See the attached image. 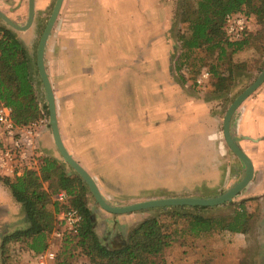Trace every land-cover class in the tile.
I'll return each mask as SVG.
<instances>
[{"label":"rangeland","instance_id":"374dc122","mask_svg":"<svg viewBox=\"0 0 264 264\" xmlns=\"http://www.w3.org/2000/svg\"><path fill=\"white\" fill-rule=\"evenodd\" d=\"M79 1L81 0H63L60 13L49 35L51 41L46 43L44 50V67L55 98L57 125L63 137H66L67 130L73 124L71 112L67 107L72 97V88L76 84L87 86L86 92L89 97H86L84 103L86 115L94 119L90 120L89 124L98 123L97 118L102 122L110 119L112 123L110 125L118 134L125 136L127 142L121 149L124 153L120 155L123 157L131 155L132 161L128 162L127 166H121L119 169L103 166L104 170H102L98 165H89L81 160V155L86 160L91 156L89 153H74L72 157L78 164L80 163V166L82 165L96 184H105L102 189L111 194L109 202L123 207L167 198L215 197L239 182L243 165L224 144L221 133L222 119L233 99L264 69V35H259V38L257 36L255 40L249 42L246 49L231 57V61L239 67L234 70L223 91L213 92L212 87L206 85L207 82L200 86L194 84L201 72L214 64V56L210 52L200 50L191 53L185 61L189 66L188 71L181 73L177 70L181 52L179 38L188 35L187 24L183 22L181 16L184 0H83L87 2L86 10L88 9L87 12H89L84 17L96 18V22L99 23V26L92 30L96 48L93 49L90 42V55L79 58L77 61L84 65L82 68L86 71L68 73L58 65L57 55L63 51L59 39L62 35L59 34L65 27L63 22H67L70 13L75 12ZM54 3L55 0H35V13L31 27L25 32L10 29L22 42L30 57L35 98L41 111L46 103L35 65V53ZM191 4L193 6V2ZM162 8H165V14ZM0 11L14 23L24 25L27 18V0H0ZM0 26L8 28L1 20ZM250 31L253 34L259 31L253 18L250 19ZM56 40L58 45L52 47ZM86 63H89V66H85ZM77 66L78 63L75 67ZM95 66L102 67L98 74L90 71ZM225 68L226 65L221 67L222 70ZM167 80L180 86L186 97L202 98L210 102V114L217 120L216 133L224 148L222 155H215V160L205 137L199 138L197 129L188 120L182 124L171 123L172 127L173 124L179 125L177 130L179 135L175 142L170 141V146L167 145V140L158 136V132H151V123L148 120L150 116H156L160 123L163 115L172 119L175 108L180 107V101L175 102V107L170 104L169 95L172 93L167 86ZM80 85L79 88L82 89ZM263 91L264 83L249 98L262 96ZM108 92L117 94L113 97L108 95ZM109 96H111L110 99H107ZM260 107L264 112V105ZM183 109L188 111V107L184 106ZM189 116L186 113L184 118ZM159 123L158 129L161 127ZM182 126L185 128L180 130ZM167 129L169 128H163L160 135L170 131ZM257 132L264 133V125H261ZM39 134L41 153L46 158L55 159L61 164L68 177H79L67 164L63 163L52 144L49 127L46 126L39 131ZM44 138L51 140L50 151L42 144ZM259 148L264 153V144ZM172 159L175 160L173 163ZM262 159L264 160V154ZM215 162L219 172L215 175L214 182L197 184L198 186L190 189L193 183L209 176L208 172L211 171ZM256 174L253 179L255 184L264 179V169H260V172ZM219 182V185L223 187L219 186L220 190H216ZM173 183L179 186L184 185L182 190L185 195L172 189H160V187H169L168 185ZM47 186L48 182L43 183L44 189ZM179 186L174 184L171 187ZM245 190L236 195L231 202L212 207L215 209L203 211V213L206 216H229L235 209L244 206L251 216L246 239L243 240L240 234L227 233H223L222 237L214 236L212 243L204 244L200 239L182 238L164 252L163 256L171 260L170 264H180L185 254L190 251H192V258L199 262L203 256L200 250H203L205 246L211 248V252L215 254L212 257L214 264H264V191L258 189V195L246 197ZM3 202L10 206V210L7 211L6 207L2 206ZM85 202L86 207L92 212L93 230L102 243L108 246L120 244L135 227L123 223L113 224L102 217L104 213H100L103 211L95 205L88 189ZM13 204L20 209H14ZM20 210V205L14 202L7 189L0 187V243L4 236L26 227ZM167 210L168 208L165 210L156 208L134 213L140 216L138 222L157 218L169 226L175 225L174 222H178L177 220L169 216L164 218V214L161 215ZM54 233H59L60 236L56 237ZM63 233L61 228L56 227V230L48 236V249L53 252L54 259L45 264H87L78 253L79 251L74 248L76 241L72 240L71 236L66 240L67 236L66 234L62 236ZM244 243L245 245L242 246ZM229 246L232 250L226 248H230ZM8 249L10 257L6 258L5 264H36L28 257L23 245L10 244ZM177 250L180 251L179 254ZM168 251H170L169 255H167ZM176 255L182 259L175 257ZM199 255H201L200 259ZM1 260L0 256L2 263Z\"/></svg>","mask_w":264,"mask_h":264},{"label":"trees","instance_id":"16d2710c","mask_svg":"<svg viewBox=\"0 0 264 264\" xmlns=\"http://www.w3.org/2000/svg\"><path fill=\"white\" fill-rule=\"evenodd\" d=\"M183 5L181 16L187 24L188 35L179 38L181 52L177 70L188 71L185 61L191 53L210 52L214 64L206 68V85L212 87L213 92L223 91L239 67L231 57L246 49L257 36L264 35V0H184ZM227 15L253 18L259 31L255 34L245 31L240 40L228 41L224 32ZM223 65H226L225 70L221 69ZM194 84L196 86L195 81ZM0 104L11 109L12 120L18 126L40 117L47 119V107L41 111L35 98L27 50L15 33L4 26H0ZM36 163L35 170H25L20 177L0 178V184L20 205L26 224L23 230L2 238V264L10 257V244L23 245L33 256L48 250V236L56 227L61 228L57 225L56 215L66 207L53 200L58 193L68 197V206L80 216L75 231L64 232L62 236L66 234V240L71 236L76 241L74 248L87 264H166L164 252L182 238L198 239L223 233L245 235L249 230L251 216L244 206L229 216L204 215L203 211L215 208L170 207L161 215L177 220L175 225L169 226L157 218L146 219L131 229L120 244L108 246L93 230L92 212L85 202L87 187L82 180L77 176L68 177L55 159L42 155L37 157ZM45 182H48L46 189L43 188Z\"/></svg>","mask_w":264,"mask_h":264},{"label":"crops","instance_id":"0c3cea01","mask_svg":"<svg viewBox=\"0 0 264 264\" xmlns=\"http://www.w3.org/2000/svg\"><path fill=\"white\" fill-rule=\"evenodd\" d=\"M84 2V3H83ZM79 4L77 5L75 12H71L69 15V18L67 19V22H63L65 24V27L62 28L61 33L59 35H62L59 39L61 41V45L63 48L62 52H59L57 55L58 58V65L64 69L66 72H82L86 71L82 66H84L81 62H77L79 58L82 59L85 57H88L90 55L91 49L89 48V43L92 42V48L95 49L96 46L94 45V36L92 35L93 28L99 26L96 22V18H85V14H89L88 9L86 10V1H79ZM163 12L165 14V8H162ZM60 13V12H59ZM163 14V15H164ZM90 20V23H89ZM49 38V37H48ZM51 41V38L47 40V42ZM58 40H56L52 47L57 46ZM99 46V45H98ZM78 63V66L75 67ZM85 66H89V63H86ZM102 67L94 69H90L92 73L98 74L101 72ZM94 79V78H93ZM88 86L89 83H86ZM80 85V84H79ZM79 85L76 84L72 89V97H70L69 103H68V111L71 112L73 124L71 128L67 130L66 137H63L59 128V135L61 138V141L67 150V152L73 157L74 153L77 154H91L89 158L85 160V157H82L81 160L85 161L89 165H98L102 170H104L103 166L113 168V169H119L121 166H127L128 162L132 161L131 155H128L127 157H123L120 154L124 153L121 151V149L126 144L125 136H121L118 134L116 129L113 128L111 123V120L108 119L105 122H102L101 120H98V123L96 124H89L90 120H94L92 118H89L86 115V106H85V99L86 97H89L87 94V86L85 84L80 85L82 86L80 89ZM167 86L170 88L171 95H169V101L172 106H174L175 102L180 101V107L175 108L173 115L174 117L172 119L169 118V116L163 115V118L161 122H158V118L156 116H150V119L148 118L149 122L151 123V132H158V136L163 138L164 140H167V145L170 146V141L175 142V140L178 139V127L179 125L175 124H182L183 122H186L187 120L193 124L194 128L197 129V135L199 138L203 139V136L205 137L206 142L208 143V146L210 150L213 152V157L215 160V155H222L223 154V143L219 141V136L217 135V120L211 116L210 114V102L208 100H204L202 98H196V97H186L184 90L178 86L176 83L167 80ZM86 94V95H85ZM117 93H111L108 92V95H113L115 97ZM77 95V98L75 96ZM111 96H109L107 99H110ZM247 100H249L247 102ZM242 106L239 108V110H236L234 113V116L231 121V129L234 132V135L239 138V147L240 149L247 155V157L250 159L253 167V178L251 182L248 184V186L245 188L246 190V197H255L257 194V190L261 189L264 191V179L259 181L257 184L254 183L253 179L256 177V173L260 172V169H264V160L262 159V155L264 154L261 149L259 148L260 145L264 144V133L257 132V129L262 125H264V112L262 111L260 106L264 105V91L262 96H257L254 99L248 98ZM179 106V105H178ZM185 107H188V111L186 109H183ZM175 107V106H174ZM188 113L190 116L184 118V115ZM235 121L233 122V120ZM96 120V119H95ZM175 123L172 124L171 123ZM158 123L160 124V128L158 129ZM188 123V122H187ZM191 126V125H189ZM163 128H169L167 130L166 134H162ZM185 128L184 126L180 127V130H183ZM204 128H206V131H204ZM158 129V130H157ZM158 138V137H157ZM162 140V139H161ZM163 140V141H164ZM42 144L44 147H46L48 150L50 149L49 146L51 144V140H47L44 138V141H42ZM167 146V147H168ZM173 148V146L171 147ZM168 149V148H167ZM166 149V150H167ZM50 151V150H49ZM71 151L73 152L71 154ZM170 152V151H169ZM218 156V157H219ZM123 158V159H122ZM170 158V157H168ZM91 161H95L92 163ZM175 160L172 159L171 162L173 163ZM258 161H260L258 163ZM84 162V163H85ZM108 165H105V164ZM80 164V163H79ZM86 165V164H85ZM82 167V165H81ZM218 166L215 164L213 165V168L210 172H208L209 176L206 177L204 180H200L199 182L193 183L192 188H195L198 186L197 184L207 183L211 184L214 182L215 175L218 174ZM95 175V173H93ZM92 174V176H94ZM189 174V173H188ZM189 176V175H185ZM222 182V181H220ZM216 186V190H220L219 185ZM178 185L176 183H173L171 185H168L169 187H160V189L163 190H174L178 191L177 193H183L184 191L182 188H184V185L173 188L172 185ZM104 183H97L96 186L100 192V194L103 196V198L109 202L111 198V194L105 192L102 189V186H104ZM0 187H3L0 184ZM8 191V190H7ZM261 192V191H260ZM9 193V191H8ZM175 194V196L177 195ZM10 195V193H9ZM11 197V195H10ZM12 198V197H11ZM4 203V202H3ZM10 204V202H9ZM109 204H111L109 202ZM14 205V204H13ZM112 205V204H111ZM6 207V210H10V206L5 205V203L2 205ZM14 209H20L18 206L16 207L14 205ZM21 211V216H24ZM102 214V217H105L108 221L112 222L113 224H124L129 226H136L138 223L137 220L140 219V216L138 213H131V214H125V215H111L105 212ZM138 222V223H137ZM248 232L245 235H240L242 239H246ZM214 236L218 235H209V236H203L198 239H200L201 242L204 243H212V240L214 239ZM223 236L222 234L220 235ZM239 236V235H236ZM244 242V241H243ZM176 244V243H174ZM180 244V243H178ZM205 245H211V244H205ZM240 245V244H239ZM242 244V246H244ZM179 247V246H178ZM230 247V246H229ZM227 249L232 250V248ZM49 250V249H48ZM179 254L180 251L177 250ZM185 251V249H184ZM239 251V248H238ZM168 251V254L169 255ZM28 257L35 263L33 259V255L30 252L26 253ZM200 254L203 255L201 260L199 262H196L197 260H194L192 258V251H190L188 254H185L184 258L182 259L179 257V255H176L175 257L182 259V262H179L180 264H214V261L212 260V257L215 255L211 252V248H208L205 246L203 250H200ZM238 254V252H237ZM196 256L200 259V256ZM174 257V256H173ZM166 264H170L169 258L165 257ZM0 264H2L0 262Z\"/></svg>","mask_w":264,"mask_h":264},{"label":"water","instance_id":"95a60500","mask_svg":"<svg viewBox=\"0 0 264 264\" xmlns=\"http://www.w3.org/2000/svg\"><path fill=\"white\" fill-rule=\"evenodd\" d=\"M63 0H55L49 18L43 28L40 38L37 43L35 53V65L37 74L39 76L42 89L44 91L45 103L48 113L47 126L50 129L53 145L58 152L63 163L67 164L86 185L89 194L92 196L95 205L105 213L111 215H125L134 212H140L150 209L161 208L163 210L170 207H204L212 208L223 205L224 203L231 202L232 199L244 190L253 178V167L250 159L239 147V138L234 135L231 129V121L236 110L240 105L247 100L263 83H264V69L260 71L255 80L249 84L239 95H237L228 106L223 119H222V138L228 150L241 162L243 165V172L239 182L235 183L222 194L215 197L208 198H167L162 200H152L146 202L135 203L123 207L111 205L100 194L96 183L93 178L72 158V156L65 149L58 130L57 117H56V103L52 92V88L44 67V50L52 27L59 15ZM35 0H27V18L24 25L14 23L6 15L0 11V20L11 30L16 32L27 31L34 18Z\"/></svg>","mask_w":264,"mask_h":264},{"label":"built area","instance_id":"2783aa9c","mask_svg":"<svg viewBox=\"0 0 264 264\" xmlns=\"http://www.w3.org/2000/svg\"><path fill=\"white\" fill-rule=\"evenodd\" d=\"M250 30V20L243 16L227 15L224 19V32L228 41L240 40L245 31ZM208 80L207 71H202L196 80L198 86ZM47 119L40 117L24 125H16L11 117V109L0 104V178L20 177L25 170H35L37 157L43 154L39 148V131L47 126ZM53 200L66 206L56 215L57 225L63 232H74L80 222L76 210L68 206V197L58 193ZM59 237V233H54ZM36 264H45L54 259V254L47 250L33 257Z\"/></svg>","mask_w":264,"mask_h":264}]
</instances>
